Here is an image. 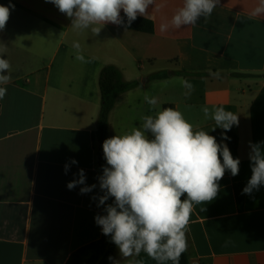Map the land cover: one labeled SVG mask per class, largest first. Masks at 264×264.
I'll list each match as a JSON object with an SVG mask.
<instances>
[{
    "label": "crops",
    "instance_id": "1",
    "mask_svg": "<svg viewBox=\"0 0 264 264\" xmlns=\"http://www.w3.org/2000/svg\"><path fill=\"white\" fill-rule=\"evenodd\" d=\"M258 2L220 0L195 26L161 32L183 0H155L147 18L152 33L107 23L94 35L71 27L74 17L49 0H0L14 5L0 31V44L7 46L2 55L11 64L10 82L0 85L7 88L0 100V264H66L73 252L102 237L95 216L106 215L111 201L98 206L105 193L93 133L102 104L100 73L108 65L138 83L116 97L108 138L169 106L226 144L223 129L201 109L222 106L238 115L231 130L239 140V174L226 170L217 197L194 207L187 253L191 264H264V185L245 194L242 211L234 192L235 183L246 186L251 178L250 145L264 151V15L251 16ZM73 42L89 63L75 59ZM181 78L194 85L190 96ZM146 93L157 99L155 106L145 102ZM80 169L85 185L69 190ZM113 261L157 264L144 252L122 257L119 249Z\"/></svg>",
    "mask_w": 264,
    "mask_h": 264
},
{
    "label": "clouds",
    "instance_id": "2",
    "mask_svg": "<svg viewBox=\"0 0 264 264\" xmlns=\"http://www.w3.org/2000/svg\"><path fill=\"white\" fill-rule=\"evenodd\" d=\"M58 10L73 18L76 30L90 29L98 35L104 25H124L121 10L130 25L138 16L149 17L150 5L155 0H49ZM220 4V0H183L171 18L163 23L161 32L170 27L195 26L203 17L207 19ZM156 7V5H155ZM14 5L0 4V31L4 30ZM264 15V0H259L251 16ZM75 59H85L79 42H73ZM7 46L0 44V85L10 82L7 73L10 62L3 58ZM185 96H190L194 85L181 78ZM7 88L0 86V100ZM144 100L155 106L157 99L146 93ZM205 119L211 118L215 127L225 132L238 125V115L222 106L210 109L202 107ZM142 124L130 132L115 135L103 141L102 148L107 166L98 177L99 187L104 191L99 205H105L109 197L112 204L104 208L106 215H96L95 222L105 236L111 237L122 257L146 253L157 264H180L181 255L187 250V232L191 213L196 205L213 201L219 191V181L226 170L235 177L239 174V158H234L227 144L218 143L216 137L204 130H196L177 108L166 107L154 115H143ZM214 127V128H215ZM151 138L149 137V134ZM224 140L230 139L222 133ZM251 178L242 194L251 195L264 185V151L260 144H251ZM222 156V162L221 157ZM72 164L78 163L75 160ZM68 165H65V172ZM79 179L67 184L69 190L78 184L85 185L84 170H79ZM96 187L84 186L81 194ZM186 194L185 199H181ZM203 211V209H202ZM113 260L112 257L108 258ZM113 264L117 262L113 261Z\"/></svg>",
    "mask_w": 264,
    "mask_h": 264
},
{
    "label": "trees",
    "instance_id": "3",
    "mask_svg": "<svg viewBox=\"0 0 264 264\" xmlns=\"http://www.w3.org/2000/svg\"><path fill=\"white\" fill-rule=\"evenodd\" d=\"M122 18L125 21L124 25H120L122 28L147 33H152L154 31V23L150 19L138 16L135 21L128 25L125 15H122ZM99 84L102 104L97 127L93 133V138L96 142L98 165L103 175V167L107 166V164L104 158L102 144L103 141L108 138V122L110 112L114 107L116 97L119 94L133 88L138 83L127 82L117 67L108 65L105 66L100 73ZM223 133L230 138L225 140V142L229 147L232 156L237 158L239 144L238 136L232 130L227 132L223 130ZM244 187V183L234 184V192L239 211L244 209L245 194H242ZM109 199L112 204L114 202V198L109 197ZM116 249L117 246L111 242V237L105 236L102 233V237L99 240L91 242L73 252L66 264H111V260L108 258L113 257ZM180 264H191L188 258L187 250L181 255Z\"/></svg>",
    "mask_w": 264,
    "mask_h": 264
},
{
    "label": "rangeland",
    "instance_id": "4",
    "mask_svg": "<svg viewBox=\"0 0 264 264\" xmlns=\"http://www.w3.org/2000/svg\"><path fill=\"white\" fill-rule=\"evenodd\" d=\"M117 249H118V248H117ZM117 249L115 250V253H114V255H113L112 258H114V256L116 255ZM111 263H112V260H111Z\"/></svg>",
    "mask_w": 264,
    "mask_h": 264
}]
</instances>
